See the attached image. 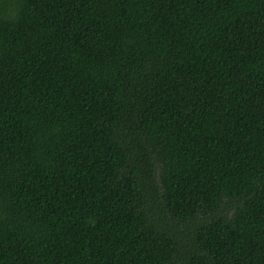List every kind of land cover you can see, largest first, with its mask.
<instances>
[{
    "label": "trees",
    "instance_id": "16d2710c",
    "mask_svg": "<svg viewBox=\"0 0 264 264\" xmlns=\"http://www.w3.org/2000/svg\"><path fill=\"white\" fill-rule=\"evenodd\" d=\"M0 264H264V0H0Z\"/></svg>",
    "mask_w": 264,
    "mask_h": 264
}]
</instances>
